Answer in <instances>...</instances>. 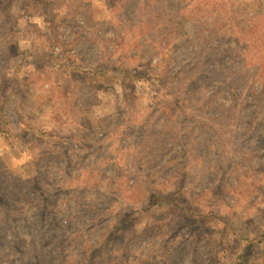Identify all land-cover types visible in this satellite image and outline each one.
<instances>
[{"label":"rangeland","instance_id":"1","mask_svg":"<svg viewBox=\"0 0 264 264\" xmlns=\"http://www.w3.org/2000/svg\"><path fill=\"white\" fill-rule=\"evenodd\" d=\"M160 100L173 139L138 160ZM108 228L111 264H264V0H0V264H80Z\"/></svg>","mask_w":264,"mask_h":264},{"label":"trees","instance_id":"2","mask_svg":"<svg viewBox=\"0 0 264 264\" xmlns=\"http://www.w3.org/2000/svg\"><path fill=\"white\" fill-rule=\"evenodd\" d=\"M221 6H223V4ZM220 11L225 12V9L222 8V9H220ZM235 18L236 17L234 15H231L227 19L225 17V15H223L221 21H223L225 24H227L228 27H233L234 24L231 21L235 20ZM167 22L168 21H166V23H165L166 35H168V33H170L169 28H168L169 27V23L167 24ZM211 38H212V45L214 47H218L220 45V48L216 49V51L221 50L223 45H228V43L222 38V36L215 35V36H213ZM165 39H169V37L167 36V37H165ZM234 39L237 40V41H235L234 46L237 47V45H239L237 42L241 41V39H243V36L238 34L237 38H233V40ZM253 44L255 45V38H252L251 40L248 41V46H253ZM163 48H165V47H163ZM163 48H162L161 52H160V50L158 51V54H160V55L162 54L163 55V53L164 54L166 53ZM204 53L206 54V52H204ZM214 55L217 56L218 54H214ZM202 56H203V53H202ZM224 56L225 55H222V56H220V58L224 59ZM159 57H160L159 62L163 63V56H159ZM166 73L167 72L165 70H162V72L158 73V76L155 78V81L158 82L159 86L162 88L163 92H162V94H160V95H162V97H165V96L169 95L168 89L165 88V86H164V85L168 84V79L170 78V75H167ZM199 74H197V75L199 76ZM133 76H134V80L139 81L140 79L144 78L145 82L148 81L147 78H145L144 75H140L139 74V71L134 72ZM198 76L192 75V76H189L188 78H186L187 81L189 80L188 84H187V89H188V87H190V89H189L190 94H192V92L194 91V88H192L193 85H194L193 82ZM205 76H207V75L205 74ZM182 80L179 79L178 81H175V83L178 82L180 86H183L184 82ZM142 81H143V79H142ZM159 93H161V92H159ZM163 101L164 100H160L158 103L153 104V106L151 108H149V112H151V113H148V115L139 124V125H142L141 128L144 129V131H146L145 129H147L148 131H151V133L148 134V137H146L145 142H144V140H140V145H141L142 148L141 149H137L136 150L137 153H140L139 151L144 149L148 145L149 141H151V142H159L161 144L162 143L160 141L161 136H162L161 133H163V132L172 133V132H174L173 130L176 129L174 126L168 127L167 128L168 131L167 130L163 131V130H160V129H156L155 127H153V130L150 129L153 126V122H154L153 119L154 118H158V117H161L163 115H168L170 120H173L171 118H173L175 115H177L176 111L179 110L180 107H181V106H177L181 102L179 100L171 101V103H169L170 101H168V102H163ZM173 134L174 133H172V135L169 136V139H173V136H174ZM141 139H142V137H141ZM152 147H153V144H152L151 148L144 149L141 152V154H140L141 156H139L137 159L138 160L146 159L147 156H149L152 153L151 152ZM137 153H133V154H137ZM117 232L118 231L115 228H114V230H113V228H108L103 233H101L99 239L95 242V245H97L99 250H90L92 253H89V251H88L89 249H87L85 246H81V250L79 252V259H78L80 264H88V263L89 264H96V262H95L96 259H99V258L100 259H107L108 253H107V251L105 250L104 247L106 246V244H108V242L109 243L111 242V241H109L110 239H113V240L115 239V235L117 234ZM85 242H86V240L85 241L82 240L80 242V244H83ZM251 248H252L251 246L247 247L248 250H251ZM118 251L119 250H114V249L111 250L112 255L115 254V253H117V254L113 258L107 259V261H106L107 264H111L112 261H121V260H123V257L119 254ZM62 258H63V260H62L61 263L67 264V262H68L67 261V257L64 256ZM101 262L104 264L103 261H101ZM118 264H124V263L118 262Z\"/></svg>","mask_w":264,"mask_h":264}]
</instances>
